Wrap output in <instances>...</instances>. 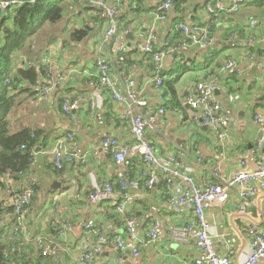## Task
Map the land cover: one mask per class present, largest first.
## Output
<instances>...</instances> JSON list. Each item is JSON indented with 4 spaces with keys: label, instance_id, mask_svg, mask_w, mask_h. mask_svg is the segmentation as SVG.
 I'll return each instance as SVG.
<instances>
[{
    "label": "crops",
    "instance_id": "obj_1",
    "mask_svg": "<svg viewBox=\"0 0 264 264\" xmlns=\"http://www.w3.org/2000/svg\"><path fill=\"white\" fill-rule=\"evenodd\" d=\"M111 1L119 2L121 7V29L105 45L101 38L107 22L100 10L89 0H64L60 19L44 24L15 56L19 65H33L42 70L40 83L46 81L45 67L62 75L59 86L48 97H41L33 90L18 93L7 116L12 133L25 127L41 129L47 141L46 146L35 150L26 172L1 178L5 183L0 190L3 206L12 205L18 192L27 185L37 188L21 231L26 242L24 260L30 261L27 264L38 261L40 264H85L80 258L86 237L90 238V248L97 241V235L86 227L90 220L101 226L110 240L102 253L94 255L91 264H193L195 259L202 257L193 238L184 242L174 235L175 230L183 229L188 223L199 227L194 210L188 205L170 203L162 183L149 188L141 176L143 164L139 157H134L130 166H121L115 163L112 154L100 150L106 138L123 145L130 144L133 139L130 122L124 118L125 106L115 100L109 90L97 92L90 84L96 78L99 58L111 62V76L118 90L123 92L122 79L131 73L136 80V93L147 101L146 111L156 113L160 108L166 109L164 114L157 113L148 137L158 156L175 154L185 166L192 167L198 185L226 182L243 168V161L249 171L257 168L258 160L264 161V35L258 23L254 28L250 26L251 18L256 22L264 19V16L258 18L263 13L259 8L261 1L243 0L238 12H210L209 5L218 1L226 4L228 0H179V5L161 20L155 12L163 0H141L139 7L135 0ZM18 7L16 4L8 12ZM181 22L213 26V44L209 48L178 46V24ZM7 25H13V17ZM86 27L89 33L85 38L70 40L73 30ZM151 27L158 35L157 49L168 51L164 79L170 81L162 88L156 86L151 56L139 48ZM176 35V44H171ZM30 44L39 45L37 49L42 53L37 58L28 57L32 54ZM120 46L124 49L117 52ZM229 59L238 62V70L231 74L221 73L223 64ZM215 74H219L220 83L214 99L233 119L224 158L219 156L217 135L202 122L201 110L184 102L196 82ZM66 98L79 100L71 116L62 111L61 103ZM92 103L96 105L94 110ZM257 115L262 116L261 122L256 121ZM261 131L263 137L258 141ZM69 133H74L77 148L87 155V162L69 164L57 171L51 163V150L60 137ZM217 164H220L219 176L214 174ZM121 180H135L136 185L121 192ZM105 181L114 185V196L110 200L90 201L95 185ZM230 195L225 204L206 202L205 216L219 254L229 256L232 264H240L252 250L256 230H264V192L251 198L245 214L237 210L236 186ZM125 201V212H118L117 205ZM128 216L136 219L138 256L121 251L115 245L117 238H127ZM17 221L14 214L0 215L3 243L12 236ZM155 221L161 224L162 237L144 244ZM65 223L71 225L61 235ZM39 236L61 243L54 263L37 258L35 240ZM257 264H264V257Z\"/></svg>",
    "mask_w": 264,
    "mask_h": 264
},
{
    "label": "built area",
    "instance_id": "obj_2",
    "mask_svg": "<svg viewBox=\"0 0 264 264\" xmlns=\"http://www.w3.org/2000/svg\"><path fill=\"white\" fill-rule=\"evenodd\" d=\"M95 5L104 16L107 22V28L103 34L102 45L110 42L119 33L121 29L120 5L119 2L111 0H89ZM18 2L15 0H0V12L8 11ZM243 0H228L225 4L218 1L215 5H209L207 8L210 12H238L242 8ZM172 0L163 2L155 12L158 20L163 19L166 14L174 8ZM257 22L254 18L250 20V26L256 27ZM178 31L181 33L178 46L197 45L201 48H209L214 42V36L211 28L202 22H181L178 24ZM158 35L154 27L149 28L140 43L139 48L142 52L149 54L154 64L153 77L158 88L163 87L165 56L168 54L166 48L157 49ZM252 38H250V41ZM124 46H120L116 51H122ZM238 70V62L229 59L221 68V73L231 74ZM113 67L111 62L106 58H99L97 61L96 78L90 82L97 92L109 90L115 100L125 106L124 118L130 122V130L133 142L123 145L113 138H106L101 142L100 150L112 154L117 165L130 166L134 157H139L143 164L141 172L142 178L145 179L146 185L151 188L157 184H164L166 187V196L170 203L178 205H188L196 215L197 224L188 223L183 229L175 230L174 235L177 239L184 242L194 239L197 248L202 252V257L194 260L193 264H232L229 256L219 254L213 237L210 234L209 224L205 216V204L208 201H216L225 204L230 200L231 189L236 186L238 189L239 213L245 214L251 203V198L259 192H264V161H257V168L253 171L246 169V162H242V169L232 178L224 183H208L204 186L197 184L193 174V168L185 166L184 162L177 155L160 157L156 153L155 146L148 137V130L153 126V121L157 113L164 114L165 108H160L156 113L146 111L147 101L139 97L135 91L136 80L128 73L122 80L124 90L121 92L114 85L111 73ZM46 81L34 86V90L41 97H48L52 94L61 82L62 75L56 74L52 69L45 67ZM9 82V79H7ZM220 83L219 74L212 75L211 78L200 80L192 87L191 91L185 97V104L196 110H201L202 122L217 135L218 152L220 158L226 155L228 141L232 135L233 119L223 112L221 103L214 99V93ZM264 102V97H263ZM79 100L66 98L62 103V111L65 115L71 116L78 107ZM93 110L96 105L92 103ZM257 122L263 120L262 116L255 117ZM24 148V146H23ZM52 151V161L54 169L61 170L69 164L83 165L87 162V155L77 148V140L74 133L60 137L55 143ZM214 174L220 175V164L214 167ZM135 186V180H121L120 189L124 192L128 186ZM1 190V186H0ZM13 202L14 215L17 218V228L24 230V220L31 209L32 199L36 195L35 188L32 184L27 185L22 191L18 192ZM115 194V187L110 182H100L95 185L94 191L90 194L89 199L92 202L110 200ZM127 201V200H126ZM125 202L117 205V211L125 212ZM71 225L65 223L61 235L65 234L66 228ZM22 227V228H21ZM89 230L97 235L96 243L90 248V238L86 237L84 242V252L81 255V262L91 264L95 254L102 253L109 246L110 240L105 236L101 226L96 225L94 220H90L86 226ZM17 228L12 231V235L18 237ZM127 238L121 237L115 240L116 247L121 251H130L135 256L140 254L138 245L136 219L134 216H128L126 219ZM147 238L144 244L151 241H157L162 237L161 224L159 221L153 222L148 230ZM190 235H192L190 237ZM37 248L42 254L58 257L61 250V243L55 239L39 236L36 238ZM252 250L247 254L244 261L240 264H257L264 257V230H256L251 244ZM26 248L25 240H19L13 247L12 251L22 252ZM10 253V252H9Z\"/></svg>",
    "mask_w": 264,
    "mask_h": 264
},
{
    "label": "trees",
    "instance_id": "obj_3",
    "mask_svg": "<svg viewBox=\"0 0 264 264\" xmlns=\"http://www.w3.org/2000/svg\"><path fill=\"white\" fill-rule=\"evenodd\" d=\"M64 0H34L18 4L14 15L6 12H0V186L4 188L5 183L1 178L5 175L11 177L26 172L33 159L34 152L38 147L46 146L47 141L44 131L25 127L16 133L10 130V121L7 118L9 112L15 105L16 97L20 92H30L34 86L40 83L42 70L36 66H21L16 62V53L23 50L29 37L35 33L47 22H55L60 19L64 7L61 3ZM166 0H163L165 2ZM175 6L179 5V0H172ZM259 3L263 13L258 18L264 16V0ZM138 7L141 0H135ZM15 6V5H13ZM12 6V8H13ZM143 9V8H142ZM137 8V10H142ZM147 9L144 8V11ZM9 13V14H8ZM13 17V25L8 26L7 21ZM208 25V24H206ZM209 26V25H208ZM211 30L213 26H209ZM179 32V31H178ZM89 29L73 30L70 34V40L85 38ZM181 37V33L177 34ZM172 40L171 44H176L178 36ZM249 47H251L249 45ZM253 48V47H252ZM182 66V65H181ZM186 66H184L185 68ZM187 68V67H186ZM185 68V69H186ZM44 74V72H43ZM9 79V82L7 81ZM166 80L164 79L163 86ZM64 101V100H63ZM62 101V103H63ZM61 103V104H62ZM62 107V105H61ZM24 146V148H23ZM57 170V169H55ZM59 171V170H57ZM37 190L36 186L32 185ZM35 197V196H34ZM34 199V198H33ZM32 199V202H33ZM14 213V206H3L0 201V215ZM3 231V230H2ZM0 232V234L2 233ZM17 243V242H16ZM15 243V244H16ZM13 242L5 244L0 241V264H27L29 260H24L25 251H12L15 245ZM26 249V248H25ZM10 252V253H9ZM38 259H45L55 262L56 257L42 254L38 250ZM29 261V262H28ZM37 264H40L38 261Z\"/></svg>",
    "mask_w": 264,
    "mask_h": 264
},
{
    "label": "rangeland",
    "instance_id": "obj_4",
    "mask_svg": "<svg viewBox=\"0 0 264 264\" xmlns=\"http://www.w3.org/2000/svg\"><path fill=\"white\" fill-rule=\"evenodd\" d=\"M15 9H12L11 10V12H10V14H11V16L12 15H14V13H15ZM30 49H29V51L30 52H32V54L31 55H28V57H30V58H37L38 57V54H41L42 53V51L41 50H38L37 48H39V45H38V47L36 46V45H34V44H30ZM34 48V49H33ZM41 49V48H40ZM166 80V84L167 83H169V79H165ZM16 231H18L19 233H18V237H15L14 238V235H12L11 237H9L6 241H5V244H10V243H16V242H18L19 240H22L23 238H22V233L20 232V230L17 228V230ZM1 241V240H0Z\"/></svg>",
    "mask_w": 264,
    "mask_h": 264
},
{
    "label": "water",
    "instance_id": "obj_5",
    "mask_svg": "<svg viewBox=\"0 0 264 264\" xmlns=\"http://www.w3.org/2000/svg\"><path fill=\"white\" fill-rule=\"evenodd\" d=\"M4 1H12V0H4ZM15 1H17L18 3L21 4V3L26 2V1H34V0H15ZM257 23H258L259 26L262 27L263 35H264V19L258 21ZM129 33H131V32H129ZM129 33H128V34H129ZM262 133H263V131H261V132L259 133V136H258V138H257L258 141H261V139H262V137H263V136H262V135H263Z\"/></svg>",
    "mask_w": 264,
    "mask_h": 264
},
{
    "label": "clouds",
    "instance_id": "obj_6",
    "mask_svg": "<svg viewBox=\"0 0 264 264\" xmlns=\"http://www.w3.org/2000/svg\"><path fill=\"white\" fill-rule=\"evenodd\" d=\"M17 4H20V3H17ZM16 5V4H15Z\"/></svg>",
    "mask_w": 264,
    "mask_h": 264
}]
</instances>
